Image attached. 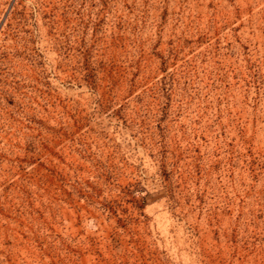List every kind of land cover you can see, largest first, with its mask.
<instances>
[{
  "label": "rangeland",
  "instance_id": "1",
  "mask_svg": "<svg viewBox=\"0 0 264 264\" xmlns=\"http://www.w3.org/2000/svg\"><path fill=\"white\" fill-rule=\"evenodd\" d=\"M0 264H264V0H0Z\"/></svg>",
  "mask_w": 264,
  "mask_h": 264
}]
</instances>
